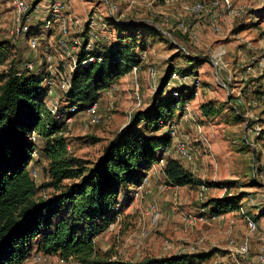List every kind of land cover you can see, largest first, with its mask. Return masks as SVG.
<instances>
[{"label":"rangeland","instance_id":"1","mask_svg":"<svg viewBox=\"0 0 264 264\" xmlns=\"http://www.w3.org/2000/svg\"><path fill=\"white\" fill-rule=\"evenodd\" d=\"M68 1V12L80 25L70 26L67 42L78 39L79 47L56 54L58 69H62L58 58L70 66L79 56L80 43L87 40V24L91 21L98 34L93 46H98L102 54L117 40L114 25L130 26L133 33L141 28L136 42L130 41L137 54V70L129 71L101 92L97 102L100 121L93 122L85 110L61 111V115L65 114L69 155L90 162L97 160L132 115L152 102L170 70L163 96L174 86H185V91L193 90L194 98L169 120L173 135L171 125L160 130L171 136L164 158L170 156L195 168L193 172L209 184L199 197V186H171L157 175L149 192L147 173L148 181L141 189L134 186L127 195L121 191L123 207L115 221L96 236L95 248L102 253L109 251L112 258L135 261L145 256L210 253L205 260L189 258L183 264H231L234 246L247 239L249 251L240 256V263L264 264L259 259L264 256V0ZM197 1L205 8L195 14L192 6ZM26 2L41 8L47 4L46 0ZM110 4L117 7L112 13ZM15 12L14 0L0 1V41L16 44L0 67L3 70L10 60H41L42 46H48L50 41L52 45L62 36L43 39L41 48L31 51L25 40L13 41L10 36ZM101 24L106 25L105 29L100 28ZM173 73L189 77L186 83H180L171 79ZM63 94L51 88L45 105L54 109L53 100L58 98L54 109L58 113L67 106ZM202 104H208L212 113L203 111ZM179 143L188 148L191 161L179 155ZM44 164L42 160L32 169L38 185L47 180ZM155 168L161 172V166ZM53 193L50 187H39L37 195ZM226 194L236 196L238 209L210 219L207 200ZM152 206L159 213L155 223L150 220ZM186 216L203 219L193 224L187 222ZM247 219L256 224L252 232L247 228ZM36 253L33 250L31 255ZM31 255L22 264H78L72 258L65 261L54 255L35 261Z\"/></svg>","mask_w":264,"mask_h":264},{"label":"trees","instance_id":"2","mask_svg":"<svg viewBox=\"0 0 264 264\" xmlns=\"http://www.w3.org/2000/svg\"><path fill=\"white\" fill-rule=\"evenodd\" d=\"M114 26L116 42L103 54L101 49L89 52L102 54L105 61L82 66L86 52L83 48L80 51L78 68L72 72L70 88L63 94L67 106L57 114L43 102L47 91L43 74L17 76L15 72L22 62L15 60H10L8 68L0 69V264H22L33 250L65 261L72 258L78 264H183L189 258L202 261L211 256H145L135 261L112 258L109 251L102 253L95 248L96 236L115 221L123 207L121 191L127 195L140 184L170 145L171 136L160 130L178 108L194 98L193 90L185 91V86H174L163 96L169 70L152 102L132 115L97 160L70 156L64 134L65 114L61 115V111L75 108L79 112L97 103L101 92L138 62L130 41L136 42L141 28L133 33L130 26ZM14 45L8 40L0 41V67L7 62ZM172 91H177L178 96ZM201 109L212 113L208 104H202ZM42 160L47 180L38 185L32 169ZM162 174L171 186L209 185L170 156L165 159ZM67 180L71 182L64 183ZM39 187H50L54 193L37 195ZM205 206L214 215L238 209L236 196L228 194L209 198Z\"/></svg>","mask_w":264,"mask_h":264},{"label":"built area","instance_id":"3","mask_svg":"<svg viewBox=\"0 0 264 264\" xmlns=\"http://www.w3.org/2000/svg\"><path fill=\"white\" fill-rule=\"evenodd\" d=\"M1 1V0H0ZM45 8H41L42 6L33 5L31 6L26 2V0H14V8L16 10L15 16L12 19V26L10 29V36L12 40H25L31 51H36L41 48V43L43 39L55 38L53 36H57L60 38H55L54 44L51 45V41L48 46L44 45L42 58L39 60L35 59H27L24 60L22 66L16 70L15 74L20 76L21 74H43V85L46 86L48 90L47 96L43 99L44 104H47V98L50 95L51 88H58L63 93L69 90L71 85V75L74 70L78 68V56L74 59L73 64L70 66H66L62 60H59L62 69H58L55 66L56 63V54L62 50L66 52H70L71 49L79 47L78 39H71L70 42H67V33L69 31L70 26H79L80 22L77 18L72 16L68 12L69 1L68 0H46ZM44 7V6H43ZM110 13L117 9L116 4H110L108 6ZM204 4L202 2H196L194 6H192L193 12L200 13L204 10ZM93 22V21H91ZM87 24V32L88 38L85 42L80 43L81 48L86 52L85 58L81 61L82 66H86L92 62H102L105 61V57L102 54L92 55L89 52L93 49L98 48V46H93L94 41L98 38V34H95L92 29L93 23ZM105 24H101L100 28L105 29ZM51 38L49 40H51ZM40 56V55H39ZM38 56V57H39ZM120 60V58H119ZM121 61V60H120ZM65 68H67L65 70ZM137 70V66H132L130 72L135 73ZM188 75H180L173 73L172 78L175 81L180 83H186L185 81L188 79ZM174 96H178L177 91H173ZM59 99L53 100L54 109L57 108ZM53 114H57L54 109L48 108ZM75 110V108H71ZM85 111L91 116V120L93 122L100 121V115L98 113V103H93L89 107L85 109ZM171 125L170 121L166 124L165 128H168ZM172 126V125H171ZM122 129V128H121ZM120 129V130H121ZM120 130L118 132H120ZM174 128L172 126L171 134H174ZM258 133V132H257ZM256 133V134H257ZM177 151L179 155L187 160L191 161L192 157L190 151L185 146L184 143L177 144ZM166 149H163L161 156L158 161L153 165L161 166L160 170L162 171L163 166L165 164L164 153ZM148 173V172H147ZM144 176L141 183L136 186L137 190L141 189L148 181V174ZM35 172H32V176H35ZM206 186L204 184L199 185V197L203 196V192L205 191ZM210 219L214 220L219 217V215L209 214ZM159 219V213L157 209L152 206L150 220L152 223H155ZM203 219L200 217H191L186 216V220L188 223H196L197 221ZM247 228L250 232L254 231L256 228V224L253 220L247 219ZM231 243H234L233 240H230ZM234 250H232L233 260L231 264H241L240 256H245L248 254L249 246L247 239L239 242L234 246ZM51 255L44 254L41 252H37L34 255H31V258L35 261L46 260ZM238 256V257H237ZM261 262H264V256L259 257ZM63 260V259H61Z\"/></svg>","mask_w":264,"mask_h":264},{"label":"crops","instance_id":"4","mask_svg":"<svg viewBox=\"0 0 264 264\" xmlns=\"http://www.w3.org/2000/svg\"><path fill=\"white\" fill-rule=\"evenodd\" d=\"M165 128V127H164ZM156 166L155 165H152V168L149 170V172H148V174H149V179H150V182H149V184H147V186L146 187H149L148 188V191L149 192H151L152 191V186H151V183H154L155 182V180L154 179H156V176L158 177V178H160V179H164V176H163V174H162V171L159 173V171L157 170V168H155ZM192 169V171H193V169H195V168H191ZM196 176H197V174H196ZM153 181V182H152ZM165 181V180H164ZM218 197H220V196H218ZM222 216V215H221Z\"/></svg>","mask_w":264,"mask_h":264}]
</instances>
